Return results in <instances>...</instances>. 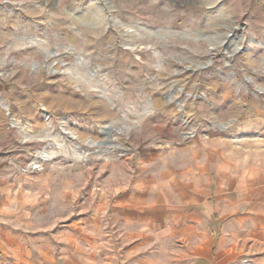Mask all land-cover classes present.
Returning <instances> with one entry per match:
<instances>
[{"label": "rangeland", "instance_id": "374dc122", "mask_svg": "<svg viewBox=\"0 0 264 264\" xmlns=\"http://www.w3.org/2000/svg\"><path fill=\"white\" fill-rule=\"evenodd\" d=\"M0 180V264H264V0H0Z\"/></svg>", "mask_w": 264, "mask_h": 264}, {"label": "crops", "instance_id": "0c3cea01", "mask_svg": "<svg viewBox=\"0 0 264 264\" xmlns=\"http://www.w3.org/2000/svg\"><path fill=\"white\" fill-rule=\"evenodd\" d=\"M259 177H260V173H259ZM197 179H200L199 177H197ZM260 179V178H259ZM196 183L197 184H199V182H197L196 181ZM0 184L3 186V188L4 189H6V186H7V181H4V180H0ZM200 185H201V182H200ZM205 185H207V184H205ZM11 187H13V186H11ZM203 187H204V185H203ZM207 187H208V189H210V185H209V183H208V185H207ZM195 192L193 193V195H195V194H198V195H196V196H194V197H200V193L201 192H205V187H204V189L203 190H198L197 191V189L195 188ZM51 191H52V189H51ZM206 194H207V199H206V202L209 200V197H210V194L209 193H205V197H206ZM16 196H17V194H16ZM11 198H13V194H11V196H10ZM199 202H201V200H198ZM203 203H205V202H203ZM206 204V203H205ZM207 206H209V208L211 207L210 206V204H206ZM210 213V212H209ZM209 213L207 212V216L209 215ZM204 218H207V217H205L204 216ZM52 250H50V249H46V250H41L40 252L41 253H43L44 255H46L47 253H50L49 255H48V257H47V260H48V262L50 263V264H53V263H55L56 261H55V258L51 255V252ZM53 262V263H52Z\"/></svg>", "mask_w": 264, "mask_h": 264}]
</instances>
